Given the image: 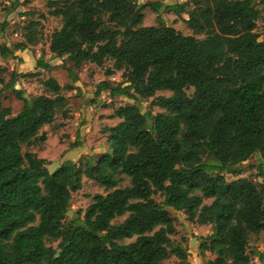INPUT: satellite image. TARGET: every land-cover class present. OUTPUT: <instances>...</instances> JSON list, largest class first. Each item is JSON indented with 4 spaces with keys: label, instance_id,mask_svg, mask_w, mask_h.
Here are the masks:
<instances>
[{
    "label": "trees",
    "instance_id": "16d2710c",
    "mask_svg": "<svg viewBox=\"0 0 264 264\" xmlns=\"http://www.w3.org/2000/svg\"><path fill=\"white\" fill-rule=\"evenodd\" d=\"M147 6L47 2L62 21L50 35L53 56L72 68L112 61L122 81L100 82L95 96L107 91L135 104L115 109L120 121L107 128V152L95 163L66 160L49 173L44 159L21 150L45 140L39 132L65 103L62 87L48 78L42 85L51 96L31 99L14 90L22 103L16 115L0 103V264H164L172 257L189 264L186 247L171 239V211L210 226L197 238L200 256H214L205 264H250V238L264 232V40L256 33L264 0L150 4L187 15L189 36L161 21L143 26ZM37 26L24 27L15 51L40 42ZM14 50L0 43V58ZM149 100L164 113H142L136 104ZM252 157L260 182L239 177ZM82 177L106 193L93 197L81 220L66 223ZM255 254L264 261V249Z\"/></svg>",
    "mask_w": 264,
    "mask_h": 264
},
{
    "label": "rangeland",
    "instance_id": "374dc122",
    "mask_svg": "<svg viewBox=\"0 0 264 264\" xmlns=\"http://www.w3.org/2000/svg\"><path fill=\"white\" fill-rule=\"evenodd\" d=\"M48 1L55 0H0V43H5L12 50L15 45L24 41L23 29L29 22L37 23V32L41 35L40 42L35 46H27L22 51H15L7 60L0 58V103L2 107L9 108L11 115H16L22 108V103L13 94L14 90L23 93L24 97L31 99L39 95L51 96L42 83L53 78L62 87L61 95L65 103L58 109L51 125L44 126L39 135H44L43 142H36L29 147L23 146L22 153H31L39 159H44L49 173L55 171L66 160L84 164L97 159L107 152V128L115 126L120 120L113 116L115 109L125 105L135 104L133 100L124 96H111L109 92L102 91L95 96L97 85L102 81H109L112 85L121 83V73L113 69V62L106 60L101 66L86 63L80 68H72V65L53 56L49 51L50 35L61 27L60 17L50 15L47 7ZM185 0H136L137 4H148L144 11L143 26H159L160 21L174 28L184 36L192 35L184 20L187 15H175L161 9L155 12L150 4L162 5L181 4ZM190 8H188L189 10ZM256 33L259 40H264V20L257 22ZM197 38H202L199 36ZM40 63V64H39ZM47 66V68H43ZM71 69V70H70ZM111 74L108 75L107 73ZM192 89L187 91L190 95ZM156 96H170L169 92H158ZM142 113L155 115L164 113L163 110L150 107V100L136 104ZM257 160L252 157L242 163L240 178H247L260 182L256 178ZM230 181L235 179L225 175ZM82 187L71 194L70 208L65 222L81 220L85 209L92 203L96 195H105V190L97 183L82 177ZM128 185V181L120 185L121 188ZM157 202L162 198L155 196ZM211 201H205L209 204ZM174 217L176 232L171 239L186 247L189 264H205L213 260L214 256L206 253L200 256L198 237L210 234V226H198L189 223L181 212L171 211ZM124 218L116 219L119 223ZM130 241H125L128 243ZM264 232L259 236H251L247 252L251 256L250 264H264L259 261L255 252L264 249ZM47 246L56 247L57 243L47 242ZM175 258H170L164 264L176 263Z\"/></svg>",
    "mask_w": 264,
    "mask_h": 264
}]
</instances>
